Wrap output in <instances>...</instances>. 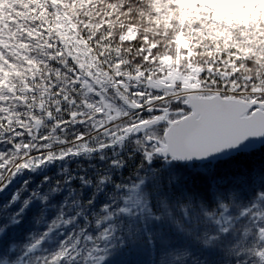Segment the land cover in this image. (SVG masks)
I'll return each instance as SVG.
<instances>
[{
    "label": "snow or ice",
    "instance_id": "1",
    "mask_svg": "<svg viewBox=\"0 0 264 264\" xmlns=\"http://www.w3.org/2000/svg\"><path fill=\"white\" fill-rule=\"evenodd\" d=\"M225 6L252 11L245 21ZM49 89L57 113L83 93V108L107 114L91 126L109 157L77 168L79 150L38 131L36 97ZM254 138H264V0H0V245L31 223L21 264H110L125 249L147 264H264V186L200 189L174 170L214 165Z\"/></svg>",
    "mask_w": 264,
    "mask_h": 264
},
{
    "label": "trees",
    "instance_id": "2",
    "mask_svg": "<svg viewBox=\"0 0 264 264\" xmlns=\"http://www.w3.org/2000/svg\"><path fill=\"white\" fill-rule=\"evenodd\" d=\"M223 10L241 17L245 21L249 19L248 13L252 11L251 8L241 11L240 8L227 6ZM75 48H71L72 53H75L77 49ZM93 99L97 100L96 97ZM109 100L116 107L125 108L118 97L110 95ZM174 170L180 173L190 186L200 189H206L212 180H216L224 186L238 185L244 189H254L264 186V146L248 153L237 154L228 159L217 161L214 165H208L206 168L196 164L177 163L174 165ZM193 177H195V185H192ZM101 203V200H97L98 205ZM31 228V223H26L24 227L14 229L10 236L4 238L3 245H0V261L7 260L8 263L20 261L18 258L24 256L26 233L31 236ZM110 264H147V256L137 249H125L118 253Z\"/></svg>",
    "mask_w": 264,
    "mask_h": 264
},
{
    "label": "clouds",
    "instance_id": "3",
    "mask_svg": "<svg viewBox=\"0 0 264 264\" xmlns=\"http://www.w3.org/2000/svg\"><path fill=\"white\" fill-rule=\"evenodd\" d=\"M67 50V49H66ZM72 52H68V56H72ZM61 64H66L67 61L62 59L59 61ZM77 68L81 67V61H73ZM53 72V75H56L55 70L49 66L41 68V73L44 76V81L48 80V73ZM68 72H72L73 69L71 66L67 69ZM40 73H38L39 75ZM253 74V73H249ZM66 73H61L57 80L56 84L62 85L65 83V77ZM44 88V83L41 82L38 85V89L42 90ZM71 95V93H70ZM77 104L81 105L80 107L73 106L72 104H67L66 107H64V110L57 113L54 111V109L58 106H62L63 102L57 103L58 98L55 96V94L52 92L51 89L48 90V92L44 96V100L41 99L40 95H37L36 97V107H39L41 103H44V111L43 114L39 116L40 124L38 125V131L46 135L50 138V141H55L56 137L58 136L60 138V141L62 142L61 145H59V148H62L63 150L67 151L68 149L73 150H79L80 155L79 157H76V160L79 161L78 164H76V167H90L93 164H97L95 162H100L101 157H109L110 152L108 150L107 145L110 143L108 138L104 134V130L93 128L91 125L93 123L99 124L101 119H104L107 121V114L104 117H100L97 115L94 111V109H86L82 107L83 101L85 100V97L83 93H77ZM51 97V103H48V98ZM29 99L31 100L32 97L29 96ZM88 102L92 103V98L88 97ZM52 111V117L51 120H49V117L47 113L49 111ZM73 111H83L85 112V120L86 123L84 125H79V122L77 120L69 121L62 126L57 124L58 120H63L65 115H70ZM129 110L128 108H120L121 114L127 113ZM27 115V113H25ZM115 115V113H113ZM128 120L131 119V115H129ZM121 123H126V121H121ZM27 127V125H26ZM81 132H83L84 139L83 140H77L76 138L80 136ZM87 143L88 145V151H84L82 148H80V145H83ZM71 166V165H70ZM109 170V161L108 159L104 160V167L103 169L97 168L95 171V174L97 176L102 175L105 171Z\"/></svg>",
    "mask_w": 264,
    "mask_h": 264
},
{
    "label": "water",
    "instance_id": "4",
    "mask_svg": "<svg viewBox=\"0 0 264 264\" xmlns=\"http://www.w3.org/2000/svg\"><path fill=\"white\" fill-rule=\"evenodd\" d=\"M263 146H264V138H254V139H251L250 140L249 145H248V148L245 149V150H243L242 153H248V152L257 150V149H259V148H261ZM237 154H241V153H232L231 156H229V157H222L220 160L228 159L230 157L236 156ZM183 164L192 165L193 163H183ZM8 264H21V262L8 263Z\"/></svg>",
    "mask_w": 264,
    "mask_h": 264
},
{
    "label": "rangeland",
    "instance_id": "5",
    "mask_svg": "<svg viewBox=\"0 0 264 264\" xmlns=\"http://www.w3.org/2000/svg\"><path fill=\"white\" fill-rule=\"evenodd\" d=\"M237 8H239V7H237ZM76 48H77V49H76ZM76 48H75V49H76V51H75V54H79V53H80V50H79V48H78V47H76ZM97 98H98V96H97ZM107 102H109V103H112V102H111V100H109V99H108V101H107ZM112 104H113V103H112ZM114 107H115V108H118V109H120L119 107H116L115 105H114ZM18 262H21V260H20V261H18Z\"/></svg>",
    "mask_w": 264,
    "mask_h": 264
},
{
    "label": "built area",
    "instance_id": "6",
    "mask_svg": "<svg viewBox=\"0 0 264 264\" xmlns=\"http://www.w3.org/2000/svg\"><path fill=\"white\" fill-rule=\"evenodd\" d=\"M99 99H100V97H99Z\"/></svg>",
    "mask_w": 264,
    "mask_h": 264
}]
</instances>
